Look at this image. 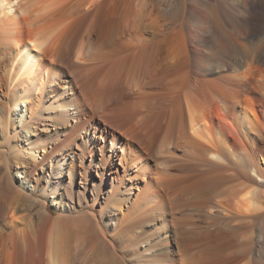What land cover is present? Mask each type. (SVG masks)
<instances>
[{"label":"bare ground","instance_id":"6f19581e","mask_svg":"<svg viewBox=\"0 0 264 264\" xmlns=\"http://www.w3.org/2000/svg\"><path fill=\"white\" fill-rule=\"evenodd\" d=\"M0 264H264V0H0Z\"/></svg>","mask_w":264,"mask_h":264}]
</instances>
